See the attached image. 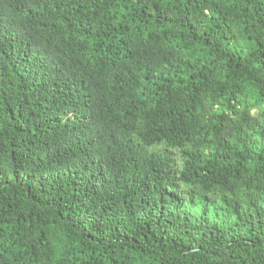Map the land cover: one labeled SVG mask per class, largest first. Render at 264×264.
Segmentation results:
<instances>
[{"label": "trees", "instance_id": "obj_1", "mask_svg": "<svg viewBox=\"0 0 264 264\" xmlns=\"http://www.w3.org/2000/svg\"><path fill=\"white\" fill-rule=\"evenodd\" d=\"M0 264H264V0H0Z\"/></svg>", "mask_w": 264, "mask_h": 264}]
</instances>
